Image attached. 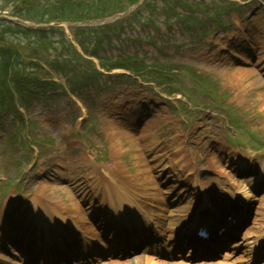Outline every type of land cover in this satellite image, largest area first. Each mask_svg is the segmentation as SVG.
Instances as JSON below:
<instances>
[{
	"label": "rangeland",
	"instance_id": "rangeland-1",
	"mask_svg": "<svg viewBox=\"0 0 264 264\" xmlns=\"http://www.w3.org/2000/svg\"><path fill=\"white\" fill-rule=\"evenodd\" d=\"M251 8L256 12L255 14H248L243 16L240 21L236 22V26L234 30L238 37H245L248 41L257 39L255 41V48L258 57L264 58V12L260 11L257 4L252 3ZM259 10V11H258ZM242 33H241V31ZM205 50V49H204ZM204 50L197 54H192L189 51V48H184L180 53L176 55V60L182 63H188L198 70H202L204 67L209 65V61H206L204 58ZM264 63V60L262 61ZM216 74H225L222 70V67H214L213 71ZM257 81L259 84L264 83V69L258 70ZM222 87L229 88L228 81H221ZM134 87V86H133ZM121 88H124V92H119ZM114 97L108 101L107 99H102V101H98V108L101 110V113L93 114V117L96 120V125L94 129L91 130V137H89V141L85 142V137L79 135L82 131V128L78 126L77 121H66L61 120L59 123H54L48 125L51 127V130H54L56 126L57 134V144L55 150L52 152L53 156L64 154L66 156H62V160L60 159L59 163L63 160H67V172L71 176H84L88 175V168L92 165L94 167V163L92 162V157L94 155H99V149L101 147L106 148L107 155L112 161V156H115V159L121 157V151L130 156L131 162L133 166H136L138 161L134 159L136 154V148H140V146H130V142H133L129 135H123L122 132L117 128V124L113 121L112 118H107L106 115L109 113H119L122 112L125 118H128L127 109L130 107L136 106L139 107L141 101L150 97L149 92H134L133 88L129 87H113ZM264 94V92H263ZM140 99V101H137ZM161 101V98L158 97ZM150 97V100L154 103H158L159 100ZM235 103V101H232ZM127 105V106H126ZM130 106V107H128ZM104 110V111H102ZM78 110H75L77 113ZM68 112L64 111L62 116H68ZM178 116V114H175ZM100 120V122H99ZM157 120V121H156ZM151 120L149 122L150 127L153 126H162L163 122L159 121V119ZM165 121H168L170 124H178L177 119H173L172 117L166 116ZM192 123V122H191ZM189 123V131L192 130L193 126ZM188 125V126H189ZM47 132V131H46ZM154 144L153 141L148 143V146H152ZM197 148H201L199 144L196 146ZM152 155V153H149ZM65 162V161H64ZM154 162H157L155 160ZM151 167H148L150 170ZM89 177V175H88ZM127 264V263H125Z\"/></svg>",
	"mask_w": 264,
	"mask_h": 264
},
{
	"label": "bare ground",
	"instance_id": "bare-ground-1",
	"mask_svg": "<svg viewBox=\"0 0 264 264\" xmlns=\"http://www.w3.org/2000/svg\"><path fill=\"white\" fill-rule=\"evenodd\" d=\"M123 128H125V129H127V130H129L130 128H132V126L131 127H128V126H122ZM131 137V136H130ZM112 178V177H111ZM116 194V193H115ZM249 195H247L246 193H245V197H248ZM236 245H238V244H236ZM235 245V246H236Z\"/></svg>",
	"mask_w": 264,
	"mask_h": 264
}]
</instances>
